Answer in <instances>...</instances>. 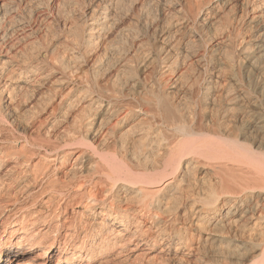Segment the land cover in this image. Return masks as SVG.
Returning <instances> with one entry per match:
<instances>
[{"label":"bare ground","instance_id":"obj_1","mask_svg":"<svg viewBox=\"0 0 264 264\" xmlns=\"http://www.w3.org/2000/svg\"><path fill=\"white\" fill-rule=\"evenodd\" d=\"M56 2L0 0V264H264V0Z\"/></svg>","mask_w":264,"mask_h":264},{"label":"rangeland","instance_id":"obj_2","mask_svg":"<svg viewBox=\"0 0 264 264\" xmlns=\"http://www.w3.org/2000/svg\"><path fill=\"white\" fill-rule=\"evenodd\" d=\"M20 0H10V2H19ZM44 1V2H43ZM62 1H65L64 3L61 2ZM67 2H68V0H67ZM66 2V0H59V2L57 3L58 4V6H63V4H66L67 3ZM26 3L28 4V10H26V12L23 14V22L25 23V25H28L30 22H32L33 20H34V17L36 16V13L37 12H42L43 13V11H45V13H48L49 12V8H48V3H49V0L47 1V0H26ZM34 3H36V4H34ZM37 3H39V4H37ZM42 3V4H41ZM39 6V7H38ZM40 10V11H39ZM18 12V11H17ZM22 87L23 86H21V91L20 90H18L17 91V94L20 96L21 95V93L20 92H22ZM20 89V88H19ZM20 93V94H19ZM64 97H63V99L65 98V95H63ZM65 111L64 110H62L60 113L62 114V113H64ZM39 115V114H38ZM0 232H1V228H0Z\"/></svg>","mask_w":264,"mask_h":264}]
</instances>
